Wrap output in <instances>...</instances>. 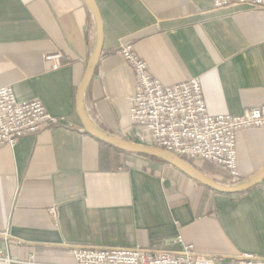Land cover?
<instances>
[{
  "label": "crops",
  "instance_id": "0c3cea01",
  "mask_svg": "<svg viewBox=\"0 0 264 264\" xmlns=\"http://www.w3.org/2000/svg\"><path fill=\"white\" fill-rule=\"evenodd\" d=\"M96 2L103 51L85 107L105 132L133 140L136 77L117 53L123 44L164 85L199 79L210 114L239 116L264 105V9H215L211 0ZM95 39L83 0H0V85L67 121L0 146V235L8 234L10 256L21 264H73L74 245L175 250L170 241L181 237L214 264L264 257V184L220 194L84 131L76 99ZM54 52L63 56L57 70L45 59ZM237 153L244 181L264 167V128L239 132ZM197 165L217 181L227 176Z\"/></svg>",
  "mask_w": 264,
  "mask_h": 264
},
{
  "label": "built area",
  "instance_id": "2783aa9c",
  "mask_svg": "<svg viewBox=\"0 0 264 264\" xmlns=\"http://www.w3.org/2000/svg\"><path fill=\"white\" fill-rule=\"evenodd\" d=\"M211 1L215 9L233 5L264 9V0ZM117 53L136 77V90L130 99L132 141L173 152L196 164L222 168L227 177L237 180V135L244 130L264 128V105L248 108L239 116L210 114L199 79L164 85L150 74L133 45L123 44ZM62 57L60 52H54L45 59L57 70ZM66 124V119L52 116L41 101L20 102L11 87L0 85V146L14 147L23 137ZM8 244V234L0 235V262L21 264L10 256ZM170 245L178 249L154 251L141 247L74 245L73 264H214L198 256L194 247L181 237L172 239ZM239 264H264V257L244 254Z\"/></svg>",
  "mask_w": 264,
  "mask_h": 264
},
{
  "label": "water",
  "instance_id": "95a60500",
  "mask_svg": "<svg viewBox=\"0 0 264 264\" xmlns=\"http://www.w3.org/2000/svg\"><path fill=\"white\" fill-rule=\"evenodd\" d=\"M88 10L93 16L96 27V39L94 51L88 61L87 69L83 81L79 87L76 99V109L84 131L101 143H104L113 149L133 155H144L157 158L166 164L176 168L194 181L220 194L237 195L244 194L257 185L264 183V167L248 179L234 183L224 184L206 175L202 170L195 167L186 159L174 154L173 152L152 146H146L140 143L123 139L116 135L102 130L93 121L85 107V93L97 74V69L103 51V22L102 16L96 0H83Z\"/></svg>",
  "mask_w": 264,
  "mask_h": 264
},
{
  "label": "trees",
  "instance_id": "16d2710c",
  "mask_svg": "<svg viewBox=\"0 0 264 264\" xmlns=\"http://www.w3.org/2000/svg\"><path fill=\"white\" fill-rule=\"evenodd\" d=\"M100 143H101V142H100ZM102 144H103L104 146H106V147H110V146H108V145H106V144H104V143H102ZM110 148H112V147H110ZM118 152L121 153V154H123V155L130 156V157H140V158H144V159H147V160H149V161H152V162H158V163L166 164L164 161H161V160H159V159H157V158H153V157H149V156H144V155H133V154H129V153L121 152V151H118ZM184 159H186L187 161H189L190 163H192L195 167L199 168L198 165H197L195 162H193L192 160L187 159V158H184ZM218 182H221V183H224V184H234V183L241 182V180L232 181L231 178L226 177V178H224L223 180L218 181ZM263 184H264V183H263ZM260 186H261V185H257V186H255L254 188L250 189V190H249L248 192H246V193L252 192L253 190L259 188ZM208 189H209V188H208Z\"/></svg>",
  "mask_w": 264,
  "mask_h": 264
},
{
  "label": "rangeland",
  "instance_id": "374dc122",
  "mask_svg": "<svg viewBox=\"0 0 264 264\" xmlns=\"http://www.w3.org/2000/svg\"><path fill=\"white\" fill-rule=\"evenodd\" d=\"M131 141H132V140H131ZM132 142H133V141H132ZM227 176H228V175H227ZM227 176H226V177H227ZM226 177H225V178H226ZM231 180H232V181H237V180H239V178H238L237 180H234V179H231Z\"/></svg>",
  "mask_w": 264,
  "mask_h": 264
}]
</instances>
